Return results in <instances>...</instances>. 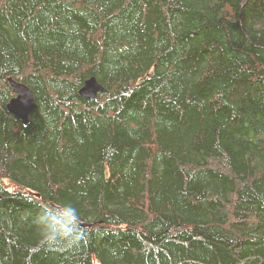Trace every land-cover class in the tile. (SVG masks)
I'll list each match as a JSON object with an SVG mask.
<instances>
[{
	"label": "trees",
	"instance_id": "1",
	"mask_svg": "<svg viewBox=\"0 0 264 264\" xmlns=\"http://www.w3.org/2000/svg\"><path fill=\"white\" fill-rule=\"evenodd\" d=\"M0 264H264V0H0Z\"/></svg>",
	"mask_w": 264,
	"mask_h": 264
},
{
	"label": "water",
	"instance_id": "2",
	"mask_svg": "<svg viewBox=\"0 0 264 264\" xmlns=\"http://www.w3.org/2000/svg\"><path fill=\"white\" fill-rule=\"evenodd\" d=\"M15 98L7 106L8 112L17 120L26 124L33 107L32 92L23 84L11 83ZM105 93V89L94 78L85 81L79 90V96L85 100H95L99 94Z\"/></svg>",
	"mask_w": 264,
	"mask_h": 264
}]
</instances>
